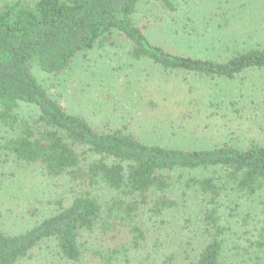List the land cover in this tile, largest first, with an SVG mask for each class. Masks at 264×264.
<instances>
[{"label": "trees", "instance_id": "1", "mask_svg": "<svg viewBox=\"0 0 264 264\" xmlns=\"http://www.w3.org/2000/svg\"><path fill=\"white\" fill-rule=\"evenodd\" d=\"M140 2L0 4V168L11 164L65 188L51 214L23 229L4 227L15 210L0 214V264H38L46 248L52 257L45 264H179L169 217L189 195L200 204L198 223L186 220L190 227L183 229L196 252L191 264H226L228 251L256 258L264 251V145L189 150L146 143L120 129L100 131L34 75L37 69L60 78L76 58L115 38L129 45L131 59L166 73L233 79L264 69V46L215 62L154 44L149 29L159 17H139ZM160 2L167 13L178 8ZM21 106L31 110L26 118L17 115ZM17 174L0 173L1 203L4 185Z\"/></svg>", "mask_w": 264, "mask_h": 264}, {"label": "rangeland", "instance_id": "2", "mask_svg": "<svg viewBox=\"0 0 264 264\" xmlns=\"http://www.w3.org/2000/svg\"><path fill=\"white\" fill-rule=\"evenodd\" d=\"M10 1L14 0H0V4ZM171 2L178 4L174 13H167L160 0L139 4V17H159L149 29L154 44L215 62L264 46V0ZM128 50L125 41L115 38L76 58L60 78L33 72L70 113L83 116L100 131L120 129L146 143L189 150L211 149L223 142L264 145V69H249L233 79L166 73L146 60L131 59ZM16 112L26 118L31 110L21 106ZM12 171L18 174L3 187L7 203L0 201V214L6 218L15 210L4 227L20 230L51 214L65 188L59 180L1 164V174ZM2 179L0 175V184ZM179 205L169 217L174 224L168 227L177 232L179 264H191L196 252L186 245L189 234L183 229L186 220L198 223L200 204L189 195ZM32 208L36 213H30ZM49 251H43L38 264L51 260ZM238 254L228 251L226 264H264V251L257 258L253 253Z\"/></svg>", "mask_w": 264, "mask_h": 264}]
</instances>
